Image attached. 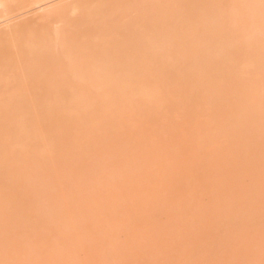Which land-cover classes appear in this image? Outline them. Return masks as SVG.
<instances>
[{"label": "rangeland", "instance_id": "obj_1", "mask_svg": "<svg viewBox=\"0 0 264 264\" xmlns=\"http://www.w3.org/2000/svg\"><path fill=\"white\" fill-rule=\"evenodd\" d=\"M87 1L0 0V264H264V0Z\"/></svg>", "mask_w": 264, "mask_h": 264}, {"label": "bare ground", "instance_id": "obj_2", "mask_svg": "<svg viewBox=\"0 0 264 264\" xmlns=\"http://www.w3.org/2000/svg\"><path fill=\"white\" fill-rule=\"evenodd\" d=\"M89 1H92V0H89ZM98 1H99V0H97L96 2H98ZM110 1L112 2V0H110ZM113 1L115 2V0H113ZM118 1H120V0H117V2H118ZM92 2H93V1H92ZM104 2H105V4H107V3H106V2H107L106 0H105ZM111 2H110V7H111ZM114 2H113V4H112L113 6H114L115 4H117L116 2H115V4H114ZM87 3H89L87 0H84V1H77V0H76V2H71V4L68 3L67 5H64V6H62V7L56 8L55 10L53 9V11H52V12L50 11V12H49L50 14L48 13V15L54 16V17H52V18H55V17H64L65 14H67V10L69 11V10H72V9L74 10V9H77V8L80 9V7H84L85 4H87ZM99 3H100V2H99ZM119 3H120V2H119ZM105 4H104V5L101 4V9H100L99 11H103L104 7H103V9H102V6H105ZM108 4H109V2H108ZM122 4H123V5H122ZM124 4H125V3H121V4L118 5L117 7H119V6H121V5L124 6ZM212 4H213V3H212ZM87 5H88V4H87ZM89 5H90V4H89ZM194 5H195V4H194ZM214 5H215V4H214ZM99 6H100V5H99ZM107 6H108V5H106L105 7H107ZM122 6H121V7H122ZM125 6H126V4H125ZM125 6H124V8H125ZM87 7H89V6H87ZM90 7H91V6H90ZM93 7H94V5H93ZM130 7H131V6H130ZM193 7H194V6H193ZM122 8H123V7H122ZM122 8H121V9H122ZM211 8H212V7H211ZM90 9H91V8H90ZM96 9H97V8H96ZM98 9H99V8H98ZM98 9H97V10H98ZM106 9H107V8H106ZM114 9H116V8L114 7ZM117 9H118V8H117ZM125 9H126V8H125ZM165 9H166V8H165ZM81 10H82V9H81ZM87 10H88V9H87ZM170 10H171V13H172V9H170ZM194 10H195V9H194ZM215 10H217V9L215 8ZM83 11H85V10H83ZM99 11H98V15H101L102 13L99 14V13H100ZM105 11H106V10H105ZM95 12H96V10L92 12V9H91V10H89L88 12H86L85 14H83L84 17H82V18H85V20H88L89 17H92V18H93V17L95 16ZM82 13H84V12H82ZM103 13H104V12H103ZM48 15H47L46 17H49ZM93 15H94V16H93ZM96 15H97V14H96ZM186 15H187V14H186ZM190 15H191V14H190ZM51 16H50V17H51ZM81 16H82V15H81ZM162 16H163V15H162ZM162 16H161V18H162ZM185 17H186V16H185ZM190 17H191V16H190ZM190 17H189V18H190ZM87 18H88V19H87ZM92 18H90V19H92ZM95 18H96V17H95ZM163 18H164V17H163ZM186 18H187V17H186ZM191 18H193V17H191ZM198 18H199V17H198ZM200 18H201V17H200ZM206 18H207V17L205 16V18H204L205 22L207 21V22L210 23V21L207 20ZM211 18H212V16H211ZM62 19H63V18H62ZM78 19H79V18H78ZM182 19H183V16H182ZM193 19H194V18H193ZM201 19H202V18H201ZM212 19H213V18H212ZM163 20H164V19H163ZM191 20H192V19H191ZM198 20H199V19H198ZM202 20H203V19H202ZM183 21H184V20H183ZM199 21H200V20H199ZM247 21H248V20H247ZM86 22H87V21H85V23H86ZM176 22H177V21H176ZM179 22H180V21H179ZM181 22H182V21H181ZM186 22H187V21H186ZM192 22H193V21H192ZM205 22H204V23H205ZM75 23H76V21H75ZM80 23H81V22H80ZM85 23H84L83 25H86L87 27H90V28L93 27V24H90V25H89L88 22H87L86 24H85ZM91 23H93V22H91ZM195 23H196V22H195ZM197 23H198V22H197ZM177 24H178V22H177ZM180 24H181V23H180ZM76 25H77V24H76ZM158 25H159V24H157V25H155V26H158ZM196 25H197V24H196ZM153 26H154V25H153ZM153 26H152V27H153ZM174 26H176V25H174ZM178 26H179V25H178ZM12 28H13V27H11L10 30L8 29L9 31L7 32L8 35L6 34V35H7L6 38H5V35H2L4 38H2V36L0 35V57H3V59L6 60V61L4 60V62H5L4 64H5V66H6V64L10 65L11 63H12V66H13V65H14V66H17V65H18L17 61H13V58H14V56L16 55L15 52H13V51H14V49H13L14 47L17 49V50H16V52H18V53H17V56L20 57V56H19V53H21L22 51L25 52L26 54L29 53V52H30V53H31V52L33 53V51H30V49H34V48L36 47L35 44L38 42V41H36V39L38 38V35H37V36H36V35H35V36L33 35V32H34V31H33V32L30 31V25H29L28 23H27V24H25V23H24V24H21V25H19V27H18V26H14V28H13V29H12ZM90 28H89V30H91ZM33 29H34V28H33ZM33 29H32V30H33ZM83 29H84V28H83ZM177 29H178V28L175 29L176 32H177ZM192 29H193V28H192ZM199 29H200V28H199ZM203 29H204V28H203ZM34 30H35V29H34ZM84 30H85V29H84ZM87 30H88V28H87ZM87 30H85V31H87ZM92 30H93V29H92ZM97 30H98V29H97ZM133 30H134V29H133ZM161 30H162V29H160V30L158 31V33H159ZM164 30H165V28H164ZM193 30H194V29H193ZM210 30H211V28H210ZM35 31H36V30H35ZM99 31H101V30H98L97 33H99ZM145 31H147V30H145ZM150 31L152 32L153 29H152V30H148L147 32H148V33H151ZM199 31H200V30H199ZM88 32H90V31H88ZM88 32H85V33L88 34ZM94 32H96V31H94ZM141 32H142V31H141ZM161 32H162V31H161ZM161 32H160L159 34H161ZM195 32H198V31H195ZM211 32H213V31H211ZM36 33H37V32H36ZM48 33H49V32H48ZM92 33H93V32H92ZM134 33H135V31H134ZM154 33H155V32H153L152 35H153ZM158 33H156V34L158 35ZM165 33H166V32H165ZM193 33H194V31H193ZM209 33H210V31H209ZM72 34H73V33H72ZM130 34H131V33H129V35H130ZM176 34H177V33H176ZM186 34H187V33H186ZM9 35H10V36H16V37L18 38V40L20 41V43H19L20 45H19V44H18L19 46L17 45L18 48H17L15 45H12V44H11V42H12V40H11L12 37H11V38H10V37L8 38ZM47 35H49V34H47ZM73 35H74V34H73ZM138 35H139V34H138ZM163 35H164V34H163ZM163 35H160V36H163ZM60 36H61V35H60ZM60 36H59L58 38H61V37H62V36H61V37H60ZM88 36H89V35H88ZM135 36H136V38H137V35H136V34H135ZM144 36H145V35H144ZM158 36H159V35H158ZM165 36H166V35H165ZM182 36H183V35H182ZM198 36H199V35H198ZM156 37H157V36H156ZM179 37H180V36H179ZM184 37H185V36H184ZM40 38H41V37H40ZM47 38H48V36H47ZM51 38H52V37H51ZM133 38H134V37H133ZM141 38H142V37H141ZM151 38H152V37H151ZM195 38H197V37H195ZM9 39H10V42H9ZM157 39H158V38H157ZM6 40H8V42H9L12 46H14V47H12L13 50H11V47H10L11 45L9 46V43H8ZM18 40L16 39V40H14V41H15L16 43H18V42H19ZM21 40H22L24 43H22ZM44 40H45V39H44ZM51 40H52V39H51ZM135 40H136V39H135ZM135 40H134V41H135ZM140 40H141V39H140ZM140 40H139V41H140ZM177 40H178V39H177ZM179 40H180V39H179ZM179 40H178V41H179ZM192 40H193V39H192ZM25 41H27V42H25ZM41 41H42V38H41ZM142 41H143V40H142ZM198 41H199V40H198ZM6 42H7L8 44H7ZM28 42H30V43H28ZM131 42H132V41H131ZM175 42H176V41H175ZM39 43H41V42H39ZM39 43H38V44H39ZM113 43H114V42H113ZM141 43H144V42H141ZM141 43H139V44L141 45ZM196 43H197V42H196ZM13 44H14V42H13ZM25 44H26L27 46H26ZM87 44H88V43H87ZM87 44H85V45H87ZM121 44H122V43H121ZM139 44H138V45H139ZM175 44H176V43H175ZM178 44H180V43H178ZM24 45H25V46H24ZM34 45H35V46H34ZM89 45H90V43H89ZM92 45H93V44H91V46H92ZM124 45H125V44H123V46H124ZM127 45H128V44H127ZM131 45H132V43H131ZM144 45H145V44H144ZM251 45H252V44H251ZM251 45H248V46L250 47ZM20 46H21V47H20ZM33 46H34V48H33ZM37 46H38V45H37ZM98 46H99V45H98ZM119 46H120V45H119ZM123 46H122V47H119V48H117V49H116L117 46L113 47V49H112V47H111V48H110V47H105L104 50H105L106 52H108V51L110 52L111 49H112V50H115V53H116L117 56L119 57V56H120L119 54H121V56H122V54H123L125 51H127ZM133 46H134V45H133ZM135 46H136V45H135ZM145 46H146V45H145ZM27 47H28V48H27ZM41 47H42V46H41ZM50 47H51V46H50ZM68 47H69V46H68ZM84 47H85V46H84ZM100 47H102V46H100ZM140 47H142V49H143V45L140 46ZM140 47H139V48H136V49H139V50H140ZM246 47H247V46H246ZM252 47H253V46H252ZM19 48H20V50H19ZM26 48H27V49H26ZM90 48H91V47H90ZM92 48H94V47H92ZM92 48H91V49H92ZM95 48H97V47H95ZM108 48H109V49H108ZM114 48H115V49H114ZM122 48H123V49H122ZM126 48H127V47H126ZM145 48H147V47H145ZM176 48H177V47H176ZM23 49H26V51H24ZM51 49H52V48H51ZM74 49H76V48L74 47ZM78 49H79V48H78ZM78 49H77V51H76V50H73V48H72V52H73V51H74V52L76 51L75 53H72L70 48L67 49L66 52L70 51V52H71V53L69 52L70 55H71V54H75V55H76V53L78 52ZM80 49H81V48H80ZM80 49H79V50H80ZM127 49H129V48H127ZM131 49H132V48H130V50H131ZM133 49H134V47H133ZM148 49H149V47H148ZM148 49H147L146 51H148ZM39 50H40V48H39ZM41 50H42V49H41ZM41 50H40V51H41ZM61 50H62V48H61ZM82 50H85V48L82 49ZM97 50H98V49H97ZM99 50H101V49H99ZM130 50H129V52H131ZM139 50H138V52H139ZM144 50H145V49H144ZM43 51H45V50L43 49L41 52L43 53ZM90 51H91V50H90ZM92 51H94V50L92 49ZM141 51H142V50H141ZM141 51H140V52H141ZM45 52H47V51H45ZM94 52H95V51H94ZM106 52H104V53H106ZM109 52H108V54H109ZM112 52H114V51H112ZM134 52L137 53L136 50H135ZM149 52H150V51H149ZM247 52H248V51H247ZM13 53H14L15 55H14ZM101 53H102V52H101ZM115 53H114V54H115ZM127 53H128V51H127ZM132 53H133V51H132ZM141 53H142V52H141ZM44 54H46V53H44ZM111 54H113V53H111ZM133 54H135V53H133ZM133 54H132V55H133ZM1 55H2V56H1ZM13 55H14V56H13ZM52 55H53V54H52ZM67 55H69V54H67ZM70 55H69V56H70ZM97 55H98V52H97ZM103 55L106 56L105 54H103ZM103 55H102V58H104ZM137 55H138V54H137ZM50 56H51V54H50ZM50 56H49V57H50ZM99 56H100V55H99ZM262 57H263V56H262ZM119 58H120V57H119ZM133 58H134V57H133ZM258 58H259V57H258ZM1 59H2V58H1ZM1 59H0V61H1ZM50 59H51V58H50ZM52 59H53V58H52ZM54 59H55V58H54ZM143 59H144V58H143ZM152 59H153V58H152ZM199 59H200V58H199ZM25 60L28 62L27 59H25ZM55 60H56V59H55ZM134 60H135V58H134ZM53 61H54V60H53ZM113 61H114V60H113ZM2 62H3V61H2ZM19 62H20V61H19ZM93 62H94V61H93ZM143 62H144V61H143ZM15 63H17V64H15ZM20 63H21V62H20ZM20 63H19V64H20ZM29 63H30V61H29ZM51 63L53 64L54 62H51ZM57 63H58V62H57ZM94 63H95V62H94ZM118 63H120V61H118ZM30 64H31V63H30ZM112 64H113V63H112ZM114 64H115V63H114ZM32 65H33V64H32ZM32 65H31V66H32ZM76 65H77V63H76ZM91 65H92V63H91ZM91 65H90V66H91ZM120 65H121V64H120ZM126 65H127V64H126ZM211 65H212V64H211ZM33 66H34V65H33ZM33 66H32V67H33ZM87 66H89V65H87ZM116 66H117V65H116ZM116 66H115V67H116ZM18 67H20V66L18 65ZM34 67H35V66H34ZM93 67H94V65H93ZM115 67H114V68H115ZM21 68H23V66H21ZM54 68H55V67H54ZM75 68H76V67H75ZM80 68H81V67H80ZM89 68H90V67H87V69H89ZM105 68H106V67H105ZM112 68H113V67H111V70H112ZM117 68H118V67H117ZM25 69H26V68H25ZM25 69H24V70H25ZM30 69H31V68H30ZM32 69H34V68H32ZM71 69H74V68L72 67ZM71 69H70V70H71ZM107 69H108V68H106V71H108ZM120 69H121V68H120ZM208 69H209V68H208ZM24 70H23V71H24ZM83 70H85V68H84V69H81V71H83ZM93 70H94V69H93ZM93 70H92V71H93ZM210 70H211V69H209V71H210ZM27 71H28V70H27ZM36 71H37V70H36ZM78 71H80V70H77V72H78ZM81 71H80V72H81ZM209 71H208V72H209ZM32 72H34V71L32 70ZM80 72H79V73H80ZM83 72H84V71H83ZM94 72H95V71H94ZM25 73H26V72H25ZM28 73H29V72H28ZM69 73H70V72H69ZM84 73H85V72H84ZM29 74H30V73H29ZM93 74H94V73H93ZM110 74H111V73H110ZM33 75H34V74H33ZM103 75H104V74H103ZM27 76H28V74H27ZM108 76H109V75H108ZM25 77H26V75H25ZM29 77H30V76H29ZM26 78H27V77H26ZM102 78H103V77H102ZM36 79H37V78H36ZM51 79H52V78H51ZM109 79H110V78H109ZM120 79H121V78H120ZM28 80H29V79H28ZM30 80H31V78H30ZM114 80H116V79H114ZM21 81H22V80H21ZM32 81H33V80H32ZM26 82H27V81H26ZM29 82H30V81H29ZM109 82H110V81H109ZM24 83H25V82H24ZM33 83H34V82H33ZM78 83H79V82H78ZM78 83H77V84H78ZM34 84H35V83H34ZM53 85H54V84H53ZM74 85H75V84H74ZM79 85H80V84H79ZM106 85H108V84H106ZM37 86H38V85H37ZM80 86H81V85H80ZM30 87H31V86H30ZM68 87H69V86H68ZM72 88H73V87H72ZM115 89H116V88H115ZM36 90H37V89H36ZM81 90H84V89H81ZM87 90H88V88H87ZM31 92L33 93V91H31ZM36 92H37V91H36ZM36 92H34V93H36ZM21 93H23V92H21ZM21 93H20V94H21ZM20 96H21V95H20ZM17 97H18V96H17ZM18 100H19V98H18ZM14 101H16V100H14ZM16 102H18V101H16ZM16 102H15V103H16ZM19 102H20V100H19ZM10 103H11V101H10ZM15 103L13 102V105H14ZM6 105H8V104L6 103ZM18 105H19V104H18ZM18 105H17V107H18ZM63 106H64V105H63ZM14 107H16V106H14ZM19 107H20V106H19ZM2 108H3V107H2ZM42 110H43V109H42ZM60 116H61V114H60ZM41 118H42V117H41ZM44 118H45V115H44ZM62 119H63V118H62ZM42 120H43V119H42ZM38 122H41V121H38ZM26 123H27V122H26ZM35 123H36V122H35ZM29 124H30V123H29Z\"/></svg>", "mask_w": 264, "mask_h": 264}]
</instances>
